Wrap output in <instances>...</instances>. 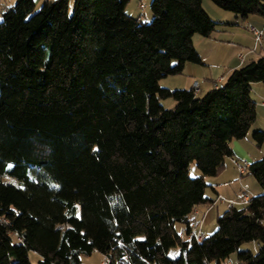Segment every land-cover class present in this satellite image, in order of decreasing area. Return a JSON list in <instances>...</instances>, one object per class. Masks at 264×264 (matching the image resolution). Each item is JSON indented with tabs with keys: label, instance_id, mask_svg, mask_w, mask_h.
<instances>
[{
	"label": "trees",
	"instance_id": "16d2710c",
	"mask_svg": "<svg viewBox=\"0 0 264 264\" xmlns=\"http://www.w3.org/2000/svg\"><path fill=\"white\" fill-rule=\"evenodd\" d=\"M129 1L0 11V264H33L31 251L40 264H80L95 250L108 264H227L235 252L237 264H264V157L247 167L262 194L229 204L202 241L179 237L194 208L215 202L205 177L257 119L264 55L203 95L162 87L202 62L193 37L221 23L204 0H153L150 22L128 14ZM210 1L264 16V0Z\"/></svg>",
	"mask_w": 264,
	"mask_h": 264
},
{
	"label": "crops",
	"instance_id": "0c3cea01",
	"mask_svg": "<svg viewBox=\"0 0 264 264\" xmlns=\"http://www.w3.org/2000/svg\"><path fill=\"white\" fill-rule=\"evenodd\" d=\"M203 5L208 13L221 24L209 37L199 34L194 35L193 42L201 56L202 62H187L183 72L176 74L179 75L178 77H171L172 79L169 81L174 85L169 86L172 87L171 89H175V87L191 89L193 88L194 82L198 80L201 89L198 93L199 95L205 94L208 90L216 87L217 84H222L233 69L245 65L251 60H257L264 55V39L261 47L254 45V48H249L247 44L243 43V39H237V36H234V34H237L239 30H246L252 39L255 38L253 33L248 29L247 24L250 22L264 31V16L252 14L245 19L234 13H229L230 11L221 9L212 1L204 0ZM250 36L249 38H251ZM247 49L248 53L246 56L241 51ZM239 53H242L243 57H240ZM214 69H218V71H214ZM221 77H223L222 82H220ZM208 81L211 82L209 83ZM252 86V88L254 90L256 89V92L263 97L264 84L254 83ZM259 102L260 106L264 108V105L262 104L264 99L259 100ZM256 103L258 110V102ZM262 112V110L261 112H257V119L250 128L247 136L242 139H234L231 141L230 145L234 151L233 156L226 157L223 171L216 176V178L209 179L208 183L218 197L211 205L203 204L196 207L199 211V222H205L206 224L211 223L228 208V205H226L228 201L225 198L222 199L223 202L221 201L220 205L218 204V201L221 200V195H223L222 193H225L223 188L226 186H231L233 190H235L234 193L229 196V202L236 201L239 198L241 200H239L241 205L244 204L242 202L244 197H248L250 199L252 197L251 195L255 196L263 193V189L260 185H257L259 187L254 186V190H251L246 186V183L244 184L248 178L245 177V175H250L247 174V170L241 171L235 164V160L239 162L247 161L248 164H250L257 159L264 157V142L259 144L254 138L255 131H264V114ZM242 189L249 191V194L244 195L241 199V196L239 197L238 193ZM207 195L214 199L210 194ZM204 235L208 236L205 233ZM259 247L260 244L258 242H251L244 249L257 251ZM233 259H235V262ZM228 261L231 264H237L238 253H233Z\"/></svg>",
	"mask_w": 264,
	"mask_h": 264
},
{
	"label": "rangeland",
	"instance_id": "374dc122",
	"mask_svg": "<svg viewBox=\"0 0 264 264\" xmlns=\"http://www.w3.org/2000/svg\"><path fill=\"white\" fill-rule=\"evenodd\" d=\"M74 1L75 0H70V7L72 9L74 6ZM208 1H210V0H208ZM44 2H45V0H35V12H37L41 9ZM152 2H153V0H130L126 6V12L128 14H130L131 16H134L136 18H141L143 21L150 22L153 19ZM15 3H16V0H0V11H1V9H3L5 7H9V6L14 5ZM229 13H233V12H229ZM1 20H2V15L0 13V22H1ZM234 36H237V39H243L244 40L243 43L247 44L249 46V48H254V45L261 47L262 41H263L262 40L261 42H259L256 40V38L252 39V37L250 36V34L246 30H239L237 32V34H234ZM249 36L251 38H249ZM241 52L247 56L248 49L242 50ZM214 71H218V69H214ZM178 76L179 75H169L167 77H164L160 80V85L162 87L172 88L169 86H174V85L171 84L169 81H171V79H172L171 77H178ZM208 82L210 83L211 81H208ZM176 88H182V87H175V89ZM254 88H255V86H254ZM200 91H201V89H200ZM252 96L256 100V102H258L257 112H261V110H262L263 111L262 113L264 114V108L262 106H260V102H259V100L264 99V95L262 97L259 93L256 92V89L255 90L253 89L252 90ZM160 102L165 107H172L174 105V100L172 98H160ZM229 174H230V172H229ZM245 177H248V178L246 179L244 184L246 183L247 184L246 186L249 187L251 190H254L253 189L254 186L260 185L258 183L257 179L253 175H250V176L245 175ZM205 178H206V181L209 182V179H214V178H216V176L215 177L214 176H206ZM238 186H239V184H238ZM257 187H259V186H257ZM223 191L225 193H222L223 195H221L222 196L220 198L221 200L218 201L219 205L221 204V201L224 198L228 201V203H226V205H228V206H229V204H231L233 202H235V204H237V205H241V203H239L241 201L239 198L236 201H230L229 202V199H228L229 196H231L235 191V190H233V188L231 186L224 187ZM207 194H210L214 199H216L218 197L217 194L211 189V187H208ZM238 194H239V197L241 196V199H242V197L244 195L249 194V191H247L246 189H242L239 191ZM235 195H236V192H235ZM251 196L253 197V195H251ZM224 208H225V206H224ZM217 228H218V224H217L216 218L211 223L206 224L205 222H202L201 229L206 235L212 234L213 232H215L217 230ZM249 243H251V242L243 243L240 247V250H249V249H244V248H246V246ZM169 254L171 256H177L179 254V247L171 248L169 251ZM83 258H84V262L89 263V264H104V262L106 261L105 256L102 253L97 252V251L93 252L90 255L84 256ZM30 259H31L33 264H40L41 256L37 252L31 251L30 252ZM233 260L235 262V259H233ZM227 264H229V261L227 262Z\"/></svg>",
	"mask_w": 264,
	"mask_h": 264
},
{
	"label": "built area",
	"instance_id": "2783aa9c",
	"mask_svg": "<svg viewBox=\"0 0 264 264\" xmlns=\"http://www.w3.org/2000/svg\"><path fill=\"white\" fill-rule=\"evenodd\" d=\"M247 27L253 33V35L257 41L261 42L263 40L264 31L262 29L256 27L255 25H253L250 22L247 24ZM239 56L243 57V54L239 53ZM222 81H223V77L220 78V82H222ZM219 85L220 84H217L216 87H218ZM193 88L197 93L200 92V84H199L198 80H196L194 82ZM262 104L264 105V102ZM235 164L240 168L241 171H246L247 167L249 166L247 161L239 162V161L235 160ZM248 201H249V198L244 197L242 202L247 203ZM233 203L235 204V202H233ZM233 203H231V204H233ZM198 216H199L198 209L194 208V210L191 214L192 222H191L190 229H188L187 226H185V225H182L180 227L179 237L182 241H192L193 239H195L196 241H202L204 239L205 235L201 229L202 223L198 221ZM80 264H89V263H86L83 261ZM104 264H108L107 259L104 262ZM229 264H231V263H229Z\"/></svg>",
	"mask_w": 264,
	"mask_h": 264
}]
</instances>
